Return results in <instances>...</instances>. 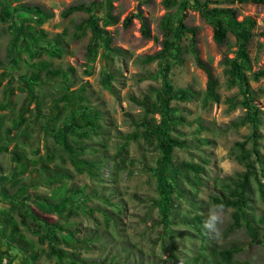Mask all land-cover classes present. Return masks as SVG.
Returning <instances> with one entry per match:
<instances>
[{
    "label": "rangeland",
    "instance_id": "rangeland-1",
    "mask_svg": "<svg viewBox=\"0 0 264 264\" xmlns=\"http://www.w3.org/2000/svg\"><path fill=\"white\" fill-rule=\"evenodd\" d=\"M90 1L101 0H0V10L3 4V15L6 17V21L0 20V72H7L0 85V118L4 119V127L9 126L11 114L17 111L26 95L25 91L19 89L24 86L20 75H29L34 68L33 64L40 60H49L53 67L62 69L72 67L69 90H78L82 86L86 98L83 104L100 113L97 121L99 126L88 137L68 138L73 146L85 147L80 156L100 161L93 169L95 173L90 175L75 171L59 143L44 131L47 123L45 117L38 118L36 122L31 121L35 109L34 103H30L25 114L29 116L28 123L31 128L27 142H22L24 127L17 132L12 131L10 137L4 136L0 139V146L6 145L8 148L0 151V212L11 208L14 196L18 193V184H11L10 178L19 166L11 153L13 145L18 143L24 161L28 163L27 170L18 175L27 187L23 200L49 222L58 223L64 228H77L76 238L91 239L88 250L80 243L75 246L63 243L59 245L69 252H75L90 264H206L215 247L224 248L232 244L241 246V250L234 255L238 264H264L263 245L251 244L244 227L227 231L231 208H225L220 213L224 217V223L220 225L219 238L210 233L202 236L191 223L181 221L182 216L192 217L194 214L204 216L206 220L213 208L209 198L218 194V179L235 176L237 172L244 170L230 150L235 142L244 140H247L246 147H249V135L253 128L248 123L239 127L228 126L231 121L244 114L245 108L236 103L243 96L237 85L229 84L224 72L225 66L222 64L224 56L234 55L235 36L228 32L225 42L217 44L212 37V27L199 13L190 9L184 11L186 24L197 30L195 38L199 56L209 65L217 81L219 101L203 107L199 95L188 102L171 103L180 108L186 119L174 133H179L180 138L186 140V146L174 149L173 160L199 164L202 172L199 174L200 183L196 185V189L184 182L183 186L187 191L181 197L174 198V223L168 229L170 234L166 235L158 221V209L151 202V198L157 195L154 180L146 169V166L155 165L157 149L141 139L130 141L126 153L121 156L125 158L124 163L117 152L120 144L125 141L124 136L135 131L132 120H138L142 113L130 96L141 97L150 87L160 84V78L147 77L148 74L156 72V61L144 64L140 57L160 49V17L175 8H164L162 0H111V14L116 22L105 28L112 36L111 46L119 51L107 58L104 50L100 48L92 72L88 74L85 72L86 48L91 32L87 29L78 39L72 36L75 24L85 18L87 13L76 11L63 16L62 11L71 4H88ZM23 3L38 5L50 14L41 26H36V29L43 30L44 35L28 36L21 31L20 26L24 30L26 24L33 25V21L29 19L30 12L19 6ZM221 5L235 9L239 20L245 16L254 20L248 44L250 68L245 73L253 93V103L261 110L264 123V79L252 77L264 60V37L260 33L264 27V6L251 2ZM137 11L146 19L150 30L149 37L142 35L138 18H132L126 25L123 23L127 15ZM99 24L102 25V21ZM53 40L59 42L58 47L62 50L59 57L50 56ZM186 44L187 39H184L182 47ZM181 57L182 63L172 66L168 80L175 87L188 86L201 94L206 87L205 72L196 66L190 53L183 52ZM102 71L114 73L110 90L103 88L100 83ZM9 78L13 91L7 95L4 90ZM58 80L59 78L48 80L44 72H41L39 83L29 82L30 88L41 101L43 115L48 113L52 102L62 93ZM228 98H232L235 103L233 106L227 102ZM4 100L8 102V106L2 109L1 103ZM57 101L62 104V101ZM155 117L158 119L157 114ZM198 124L203 126L201 130L197 129ZM257 133L259 150L264 156V125L257 127ZM207 139L210 140L209 144L203 141ZM47 151L54 152L50 161L45 158ZM46 162L51 168L62 166L67 173L51 187L44 185L45 179L40 169L41 164ZM256 167L259 170V166ZM261 174L259 171V179L264 183ZM34 184L36 187H33ZM60 184H64L67 189L81 190L84 194L82 201L70 206L66 198L55 205L36 197L58 194ZM247 212L249 216H262L264 223V201L256 195L249 201ZM12 214L21 231L34 243L38 252V258L33 264H67L66 261L59 263L54 257L48 256L47 243H39L37 233L22 226L16 211ZM0 246L5 250L2 240ZM11 252L15 256L12 264H31L16 249ZM5 262L6 258H3L2 263Z\"/></svg>",
    "mask_w": 264,
    "mask_h": 264
},
{
    "label": "trees",
    "instance_id": "trees-1",
    "mask_svg": "<svg viewBox=\"0 0 264 264\" xmlns=\"http://www.w3.org/2000/svg\"><path fill=\"white\" fill-rule=\"evenodd\" d=\"M18 1V0H15ZM251 2L264 6V0H162L164 8H175L174 11H167L160 17L159 30L162 36L161 47L152 54H145L140 57L142 63L147 64L153 61L157 63V70L154 74H148V78H160V84L155 87H150L148 92L143 93L141 97L130 96L131 101L137 104L141 110V116L138 120H132L135 131L124 136L125 141L120 144L117 152L121 162L124 163L125 158L121 157L127 151V145L130 141L143 140L148 145H153L158 151L154 166H146L149 176L153 178L155 185L156 197L151 198L153 206H156L159 214V222L162 224L163 234L169 235L168 229L174 223L173 209L174 198L181 197L187 189L183 183L189 184L192 189H196V185L200 183L199 174L202 172V167L199 164L192 162H177L173 160V151L175 148L186 146V140L180 138L177 134V127L186 121L178 106L172 105V101L188 102L200 95L201 105L206 107L212 102L219 101V94L216 89L217 81L214 78L211 68L204 62L196 48V28L189 26L184 21V11L190 9L197 11L199 15L212 27V37L217 44L225 42L228 32H231L236 39V49L232 57L224 56L222 64L225 66L224 72L227 75L229 84L237 85L242 94V99L236 103L245 108L242 116L238 117L229 123V127H239L247 123L253 128L249 141L250 146L246 147L247 140L235 142L230 150L235 160L244 167V170L237 172L235 176H226L218 179V194L210 196V205H223V209L231 208L230 221L227 226V231H232L240 227H244L248 236L249 242L261 243L264 248V223L263 217L260 215L249 216L247 209L249 201L256 195L264 201V183L259 179L258 172L260 171L264 177V156L261 154L258 142L259 134L257 127L262 124L261 110L253 103V93L251 92L246 76V70L250 68V57L248 53V44L252 36V28L254 20L245 16L238 19L235 9L230 6H222L234 3ZM19 6L30 12L29 19L33 21V25L26 24L24 35H44L43 30L36 29V26H41L50 14L44 11L38 5L19 4ZM4 5H1L0 20L6 21L3 15ZM111 0L90 1L88 4L75 3L69 5L62 11L63 16L70 15L76 11H83L87 16L81 19L74 26L72 36L75 39L80 38L89 29L91 38L86 48V63L85 72L90 74L92 66L96 61L99 49L104 50L105 57L117 53L119 49L111 46L112 36L109 30L105 27L116 22L115 17L111 14ZM132 18H138L141 23V33L144 37L150 36L145 17L140 11L127 15L123 23H130ZM102 21V25L99 22ZM264 37V27L260 32ZM187 39V44L182 47V41ZM59 42L53 40L50 45V56H61V48L58 47ZM188 52L192 55L194 63L202 69L207 77L206 87L199 94L191 87H175L168 80V73L174 64L182 63V53ZM33 69L29 75H20L23 81V87H19L20 91H25L26 95L20 107L16 112H13L10 117V124L4 127V119L0 118V139L10 137L12 131H19L22 127L25 131L21 135L22 142L26 143L29 137L28 119L25 114L29 110V104L34 103V114L31 121L36 122L38 118L45 117L47 123L44 126V131L51 134L59 143L60 148L65 152L67 158L71 162L75 171L78 173L87 172L93 175V169L100 161L86 159L80 156L85 147L79 145L73 146L68 142L70 136L73 137H88L90 132L97 128L100 113L97 110L83 104L85 96L83 87L78 90H69L70 75L72 67L62 69L53 67L49 60H40L33 64ZM44 72L48 80L59 78V88L61 94L57 100L62 101L59 104L54 100L49 107L46 115L41 111V101L30 88V83H39L40 73ZM7 76V72H0V85L2 79ZM253 79H264V60L261 67L252 74ZM114 78V73L110 71H102L100 83L103 88L110 90L111 81ZM10 79L5 87V94H11ZM264 94V89H263ZM6 99V98H5ZM1 103V108L8 106L6 100ZM227 102L233 106L235 103L232 98H228ZM158 115V119L155 115ZM202 125L198 124L197 129L201 130ZM4 133V135H3ZM11 140V138H9ZM209 144L210 140H203ZM202 141V142H203ZM7 146H0L1 150H7ZM15 160L18 163V168L15 173L11 174V184H18L17 194L12 201L10 209H3L0 212V240L3 241L5 250L0 246V264H12L15 256L12 254V249H16L26 260L31 264L38 258V252L35 249L34 243L29 240L21 231V228L12 214L16 211L19 215L22 226L29 231L36 232L39 243H47L46 253L48 256L54 257L59 263L67 262V264H90L78 254L60 247L59 245H76L80 243L85 245L86 249L91 247V239L83 237L78 239L75 237L77 228H64L58 223L49 222L42 218L31 206L23 200L25 195L26 185L18 178V175L23 174L28 163L25 162L23 153L18 143L13 145L12 152ZM54 152L47 151L46 160L50 161L53 158ZM256 165L259 166L256 167ZM41 172L45 181V186L51 187L54 183L61 181L67 175L62 166L56 165L51 168L48 163L41 164ZM8 178V179H10ZM36 187V184L33 185ZM84 194L79 189H67L64 184H60L58 194L50 196H36L41 198L48 204H59L62 200L68 199L67 203L77 204L82 201ZM56 197H58L56 199ZM56 199V200H55ZM181 221L191 223L196 230L202 235H207V230L203 224L205 217L199 214H194L192 217L186 215L181 217ZM241 250V246L232 244L228 247H215L209 261L206 264H238L234 259V255ZM203 257V255H202ZM3 258L6 262L2 263Z\"/></svg>",
    "mask_w": 264,
    "mask_h": 264
},
{
    "label": "clouds",
    "instance_id": "clouds-1",
    "mask_svg": "<svg viewBox=\"0 0 264 264\" xmlns=\"http://www.w3.org/2000/svg\"><path fill=\"white\" fill-rule=\"evenodd\" d=\"M222 210L223 205L214 206L203 224L204 229L215 238H219L220 225L224 223V217L220 214Z\"/></svg>",
    "mask_w": 264,
    "mask_h": 264
}]
</instances>
